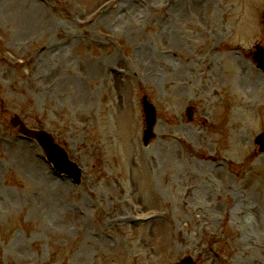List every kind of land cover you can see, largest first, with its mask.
I'll return each mask as SVG.
<instances>
[{"label":"rangeland","instance_id":"obj_1","mask_svg":"<svg viewBox=\"0 0 264 264\" xmlns=\"http://www.w3.org/2000/svg\"><path fill=\"white\" fill-rule=\"evenodd\" d=\"M118 1L0 0V264H264V75L250 61L264 0H142L127 18ZM200 14L223 30L202 32ZM144 94L158 113L147 147ZM3 109L65 145L80 184ZM216 157L230 162L211 170ZM148 210L164 218L130 222Z\"/></svg>","mask_w":264,"mask_h":264},{"label":"bare ground","instance_id":"obj_2","mask_svg":"<svg viewBox=\"0 0 264 264\" xmlns=\"http://www.w3.org/2000/svg\"><path fill=\"white\" fill-rule=\"evenodd\" d=\"M151 1H155V0H151ZM128 4V3H127ZM197 5H199L200 6V8L201 9H203V7H204V3L203 2H197ZM177 6V4H175V6L174 7H176ZM140 7L139 6H133V5H131V4H129V13L128 14H126L125 16H127V15H129L131 12H133L134 10H138ZM174 9V8H173ZM201 15V14H200ZM119 16V15H118ZM124 15H122V16H119L120 18H123V17H125ZM198 21L200 22V24L198 25V28L199 29H201L202 30V32H205V31H209L210 30V32L213 34L214 32H216L217 31V29H219V30H223L222 29V27L220 26V25H217L216 23H215V21H214V18L213 17H211L210 18V20H207V19H205L204 17H203V15H201V16H198ZM166 26L167 25H169L168 23H166L165 24ZM209 28V29H208ZM215 28H216V31H215ZM215 34V33H214ZM173 44V46H174V43H171V45ZM226 46H228V45H226ZM216 49V48H215ZM230 50V48H224V50H223V52L224 51H229ZM216 52H217V50H216ZM213 54L214 53H210L209 55H207V56H205V57H203V59L201 58L200 60H199V62L201 61V62H203L204 60H207L210 56H213ZM218 55H220V52H218ZM217 55V56H218ZM217 56H213L210 60H211V62L210 63H214L215 65H216V58H217ZM194 60H196V61H198V59H194ZM203 60V61H202ZM31 62V61H30ZM209 63V65H208V70H211V64ZM187 67H188V69H190V65H189V63H188V65H187ZM213 72L215 71V73H213V74H210V75H212V77H214V78H217L216 77V74L218 75V72H219V69H218V65H216V68H215V70H212ZM29 73H28V75H31V73H30V71H28ZM178 74H176V72H173L172 74H171V77H174L176 80H182L181 81V85H179L178 86V88L176 89L178 92L179 91H183V88L182 87H184L185 85V81H184V79L182 78V76H181V78H179L178 76H177ZM45 78V77H44ZM44 78H41L42 80L44 79ZM214 78H212V79H214ZM184 81V82H183ZM184 83V84H183ZM77 93L79 94V97H81L80 95L82 94V95H84L83 94V92L81 91L80 92V90L79 91H77Z\"/></svg>","mask_w":264,"mask_h":264},{"label":"water","instance_id":"obj_3","mask_svg":"<svg viewBox=\"0 0 264 264\" xmlns=\"http://www.w3.org/2000/svg\"><path fill=\"white\" fill-rule=\"evenodd\" d=\"M148 110L150 111V115L147 118L148 129L145 131V141L148 140L152 136V134H151V126L154 123V114H153V112H151V108L150 107H148ZM38 137H40V136L38 135ZM257 142L259 144H261V145H264V137H259L257 139Z\"/></svg>","mask_w":264,"mask_h":264}]
</instances>
